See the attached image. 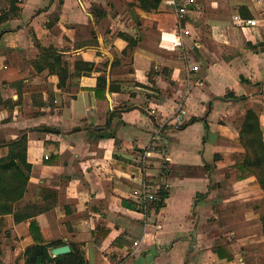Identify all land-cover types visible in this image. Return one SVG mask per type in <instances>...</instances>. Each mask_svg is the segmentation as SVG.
I'll use <instances>...</instances> for the list:
<instances>
[{"label":"crops","instance_id":"crops-1","mask_svg":"<svg viewBox=\"0 0 264 264\" xmlns=\"http://www.w3.org/2000/svg\"><path fill=\"white\" fill-rule=\"evenodd\" d=\"M15 1L0 23V140L27 132L25 205L57 195L36 218L43 237L88 264H264L263 191L233 168L248 109L264 138V0H191L183 19L167 0L156 13L137 0H0V16ZM242 8L257 26L235 21ZM37 43L61 57L62 87L35 66ZM29 226L5 217L0 264H23Z\"/></svg>","mask_w":264,"mask_h":264},{"label":"trees","instance_id":"trees-1","mask_svg":"<svg viewBox=\"0 0 264 264\" xmlns=\"http://www.w3.org/2000/svg\"><path fill=\"white\" fill-rule=\"evenodd\" d=\"M139 7L149 13H156L163 0H137ZM16 1L11 4L8 11L0 16V23L18 16L19 9L16 8ZM243 20L251 19V16L243 13L246 9H241ZM131 46H136L137 41L129 36H124ZM42 52L40 60L34 62L40 72L47 67L50 73L58 76L59 87H62L67 78V71L61 67V57L58 56L54 48H44L38 43ZM232 95V94H231ZM233 97V95H232ZM12 110V108H11ZM239 142L244 149L242 159L233 168L239 172V178L244 180L248 177H255L258 185L263 191V197L257 205L259 210L260 230L264 236V138L263 127L259 115L253 110L248 109L244 121L238 128ZM8 147L7 156L0 158V228L5 227V217L13 215L15 223L30 221L29 233L33 239V245L28 247L18 263L23 264H88L83 250L72 246L71 252L58 257H52L50 250L58 248L63 243L59 241H47L42 234L36 218L56 207L57 195H52V191L46 188L40 190L44 204H27L25 197L30 186L31 164L27 161L28 137L27 132H21V136L11 142L0 140V148ZM168 193L161 190L159 200L155 202L159 210L164 206ZM25 205V206H24ZM1 233V232H0ZM2 234H0V251L2 244ZM219 252V250H217ZM232 259L233 256L228 257Z\"/></svg>","mask_w":264,"mask_h":264},{"label":"built area","instance_id":"built-area-1","mask_svg":"<svg viewBox=\"0 0 264 264\" xmlns=\"http://www.w3.org/2000/svg\"><path fill=\"white\" fill-rule=\"evenodd\" d=\"M168 5L170 6H174L177 8L178 10V15L180 19H183L184 16L187 14L188 8L191 4V0H167ZM235 21H237L243 28L246 27H255L257 26V21L256 20H252V19H248V20H243L241 17H235ZM177 42H174V47H179L181 46V38L180 36L177 38ZM194 70H197V68H194ZM155 151V148H151L150 151H147L144 153L143 156H141L138 159L139 163L145 164L147 159H150L153 157V153ZM165 169V168H164ZM166 170V169H165ZM166 186L168 187V185L166 184ZM155 193L148 189V187L143 186L140 189V194H137V199L138 201L143 204L144 206H147L148 203L152 202L153 200H155Z\"/></svg>","mask_w":264,"mask_h":264},{"label":"water","instance_id":"water-1","mask_svg":"<svg viewBox=\"0 0 264 264\" xmlns=\"http://www.w3.org/2000/svg\"><path fill=\"white\" fill-rule=\"evenodd\" d=\"M70 252V248L68 246L58 247L52 250V254L55 257L65 255Z\"/></svg>","mask_w":264,"mask_h":264},{"label":"rangeland","instance_id":"rangeland-1","mask_svg":"<svg viewBox=\"0 0 264 264\" xmlns=\"http://www.w3.org/2000/svg\"><path fill=\"white\" fill-rule=\"evenodd\" d=\"M227 97H231V96L227 95Z\"/></svg>","mask_w":264,"mask_h":264}]
</instances>
